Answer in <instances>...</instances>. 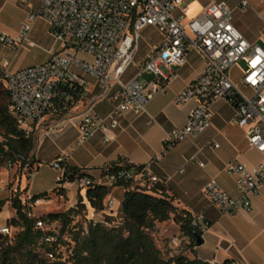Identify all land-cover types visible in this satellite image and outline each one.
<instances>
[{
  "label": "built area",
  "instance_id": "2783aa9c",
  "mask_svg": "<svg viewBox=\"0 0 264 264\" xmlns=\"http://www.w3.org/2000/svg\"><path fill=\"white\" fill-rule=\"evenodd\" d=\"M38 1L39 9L30 13L29 22L24 24L17 38L0 32L1 42L17 46L27 38L32 22L43 17L50 24L52 34L63 44L62 50L45 63L16 72H1L0 81L8 93L9 110L27 134H32L34 126L46 118L68 110V100H61V90L75 87L86 92V76L98 82L100 98L108 97L113 88L119 86V103L107 118L88 111L79 126L77 144H84L99 130L105 133L115 130L126 109L146 111L150 101L178 76L177 70L186 66L188 54L193 49L206 59V67L175 101L182 106L195 100L196 106L191 110L186 126L172 130L163 138L164 148L157 159L177 143L206 131L212 124V107L218 99H225L234 107L235 123L247 130L250 145L264 154V46L244 37L234 24L233 12L227 2H212L200 14L186 20V0ZM23 2L29 3V0ZM246 4L245 0L243 5ZM149 26L159 29L160 43L144 58L136 76L124 82V76L137 56L141 33ZM241 62L245 67L238 79L251 93L241 90L232 75ZM107 140H110L108 136ZM65 160L66 157L61 155L52 164L63 171L58 176V190L65 193L69 185L79 190L105 186L110 190L105 210L111 212L116 206L112 196L114 187L127 183L155 187L160 181L158 176L150 175L145 166L139 169L126 158L121 162L129 168L112 170L106 164L100 169L99 179H94L85 168L72 169ZM200 165L204 166V163ZM227 171L238 176L236 190L239 196L229 195L215 179L206 184V196L225 213L250 210L249 194H260L264 187V161L249 168L233 160L228 163ZM34 173L28 171L29 181L33 180ZM56 193L59 197L65 196ZM49 198L32 201V196H28V200L22 201L26 206L38 205ZM28 212L30 217H35L30 210ZM89 221L97 222L95 219ZM37 224L41 228L49 227L42 220ZM192 224L200 234L210 225L203 214L195 215ZM0 233L7 235L10 228L4 227ZM55 240L54 234L47 237V241ZM47 257L55 259L53 253H48Z\"/></svg>",
  "mask_w": 264,
  "mask_h": 264
},
{
  "label": "crops",
  "instance_id": "0c3cea01",
  "mask_svg": "<svg viewBox=\"0 0 264 264\" xmlns=\"http://www.w3.org/2000/svg\"><path fill=\"white\" fill-rule=\"evenodd\" d=\"M215 1L227 2L233 12L234 24L244 37L251 43L264 46V0H246V5H243L245 0H186V20L194 18ZM36 2L39 3L38 0H29V3L0 0V31L4 34L2 26H5V33L17 38L29 21L28 15L39 9L40 3L36 6ZM19 4L26 5L24 19L16 25L4 24L3 15H9L13 7ZM160 40L142 55L138 71L144 58ZM62 48L63 44L52 34L47 20L38 17L32 22L29 34L21 44L12 46L0 41V73L6 70L16 72L45 63ZM141 49L139 41L138 53ZM205 67L206 59L198 51L190 50L186 66L177 70L178 76L166 90L150 101L146 111L126 109L119 118L118 128L109 133L99 130L84 144L78 145L79 126L85 114L89 111L107 118L119 103V86H115L108 97L100 98L98 82L86 76L88 90L79 100L62 114L48 117L34 126L33 157L37 173L31 181L26 178L22 180L21 191L27 197L45 192L55 193L59 172L52 164L61 155L66 157L65 161L70 167L85 168L94 179L101 177L100 169L104 165L126 158L134 165L145 166L150 175L159 177L160 181L154 187L156 194L172 196L180 209L193 215L203 214L210 224L202 233L204 243L201 246H192L190 237L180 233L168 248L171 255L175 252L216 264H264V187L260 194H249L252 203L250 210L243 209L236 214L222 212L205 194L206 184L215 179L225 192L238 197V176L227 171L228 163L237 160L252 168L264 161V154L250 145L247 130L235 123V109L227 100L218 99L214 103L212 124L206 131L177 143L161 159H157L164 148L163 138L172 130L186 126L189 114L196 106L195 100L177 105V95L197 79ZM244 67L245 63L241 62L235 68ZM135 76H129L127 71L124 82ZM233 77L241 90L251 93L238 79L239 74ZM107 136L110 140H107ZM216 144L219 147H215ZM200 163H204V166ZM34 187L37 189L32 192ZM49 189L53 191L49 192ZM125 191L124 186L114 187V211L90 208L88 219L120 223ZM65 193L68 198L69 189Z\"/></svg>",
  "mask_w": 264,
  "mask_h": 264
},
{
  "label": "trees",
  "instance_id": "16d2710c",
  "mask_svg": "<svg viewBox=\"0 0 264 264\" xmlns=\"http://www.w3.org/2000/svg\"><path fill=\"white\" fill-rule=\"evenodd\" d=\"M1 84L4 86L2 81ZM83 93L80 88L65 87L61 90V100H68L67 105L70 107ZM6 95L8 104L0 105V128L3 130L0 163H20L28 167L29 172L35 171V138L19 127L9 110L7 92ZM107 165H110L112 170L130 167L123 165L121 159ZM142 167L144 166H139V169ZM124 187L126 191L122 205L123 216L118 224L110 220L94 223L87 217L90 208L105 210L110 194V190L105 186L88 188L87 202H84V197L80 195L75 207H70L64 212H51L39 218L30 217V209L23 204L22 199L14 198L12 205L16 216L11 218L8 224L20 228V231L10 237L0 233V264H51L52 260L47 254L53 253L55 258L61 259L62 253L58 250L62 246H68V262L71 264H211L182 254L171 255L155 238L159 224L174 220L180 226V231L190 237L191 245L196 246L197 232L192 224L195 215L180 209L172 196L156 194L154 187H140L130 183ZM57 191L58 194L63 193L58 190V186ZM49 196L48 192L34 195L32 201ZM7 201L0 199V213ZM86 210V224L80 221L75 223L76 218ZM39 220L45 221L49 227H39ZM55 224L60 226L59 230L53 226ZM51 234L56 236L54 242L47 241Z\"/></svg>",
  "mask_w": 264,
  "mask_h": 264
},
{
  "label": "rangeland",
  "instance_id": "374dc122",
  "mask_svg": "<svg viewBox=\"0 0 264 264\" xmlns=\"http://www.w3.org/2000/svg\"><path fill=\"white\" fill-rule=\"evenodd\" d=\"M36 6L39 5L38 2L35 3ZM26 5L19 4L17 7H13V9L8 14H4L2 21L4 24L9 25H16L17 23H20L25 15H26ZM30 15V14H29ZM28 15V20H29ZM29 22V21H28ZM27 23V22H26ZM42 27V25H40ZM4 34L9 35L5 33V26H2ZM1 32V31H0ZM161 38V33L158 28L156 27H149L142 31V37L140 40L142 49L141 52L138 53V55L135 58V61L132 63V65L128 69V75L134 76L138 72V62L142 58V55L154 44H157ZM240 64V63H239ZM243 65V64H242ZM242 71V68H235L233 70V75H240ZM143 82V79H141ZM8 104L6 91L4 89V86L0 85V105H6ZM3 140V130L0 128V141ZM54 168V167H53ZM60 176L62 174V170L56 169ZM37 172L34 173V176ZM26 178L28 179V167L23 166L20 163L11 164L8 161H3L0 163V199L1 200H8L3 211L0 213V232L4 227L10 228V233L7 234L9 237L12 235H15L18 231H20V228L10 226L9 220L16 216V211L13 208L12 200L16 197L21 198L23 201L28 200L27 196L23 191H21L22 180ZM58 179V178H57ZM69 189V197L66 196L59 197L57 193L50 194V198L46 200V202L42 204H29L27 205V208L30 209L31 213L39 218L41 216H46L51 212H64L67 211L70 206L78 204L80 195L84 197V201L87 202L86 193L87 189L79 190L76 186H68ZM37 187L32 188V192L36 191ZM49 192H52V189L48 190ZM87 210L84 211V213L77 217L75 220V223L80 221L83 224H86L88 221L86 218ZM9 225V226H8ZM57 230L60 229V226L58 224L53 225ZM59 232V231H58ZM182 234L180 231V226L174 222V220H170L168 222L162 223L158 225V229L155 232V238L158 242V244L164 249L167 250L170 246V244H174V240L179 236V234ZM4 234V233H2ZM6 235V234H5ZM59 252L62 253V258L58 259H52L51 264H71L68 262V257L70 254V250H68V246H62L59 250ZM174 255H178L174 252Z\"/></svg>",
  "mask_w": 264,
  "mask_h": 264
},
{
  "label": "water",
  "instance_id": "95a60500",
  "mask_svg": "<svg viewBox=\"0 0 264 264\" xmlns=\"http://www.w3.org/2000/svg\"><path fill=\"white\" fill-rule=\"evenodd\" d=\"M196 242L198 246H201L204 243L202 234H199V233L196 234Z\"/></svg>",
  "mask_w": 264,
  "mask_h": 264
}]
</instances>
